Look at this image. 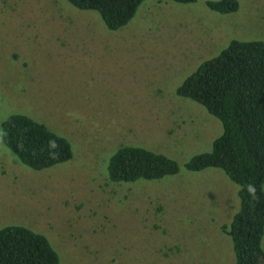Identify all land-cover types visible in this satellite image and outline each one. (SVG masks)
Instances as JSON below:
<instances>
[{
    "label": "rangeland",
    "instance_id": "obj_1",
    "mask_svg": "<svg viewBox=\"0 0 264 264\" xmlns=\"http://www.w3.org/2000/svg\"><path fill=\"white\" fill-rule=\"evenodd\" d=\"M217 1L147 0L111 32L66 0H0V229L44 236L59 264H235L220 227L239 210V187L220 170L184 168L222 125L176 94L232 41L264 42V0H236L226 15L207 8ZM11 115L66 139L71 160L22 166L2 141ZM120 147L162 154L180 171L111 182Z\"/></svg>",
    "mask_w": 264,
    "mask_h": 264
},
{
    "label": "trees",
    "instance_id": "obj_2",
    "mask_svg": "<svg viewBox=\"0 0 264 264\" xmlns=\"http://www.w3.org/2000/svg\"><path fill=\"white\" fill-rule=\"evenodd\" d=\"M80 11L96 12L105 28L125 27L147 0H66ZM191 4L196 0H157ZM215 13L234 14L236 0L207 2ZM207 111L222 125L212 150L191 158L184 168L196 173L220 170L236 186L239 210L220 231L233 246L235 264H263L264 250V42L232 41L218 56L202 63L176 91ZM2 141L20 164L40 172L72 157L66 139L24 115H11L1 126ZM178 164L158 153L120 147L109 159L114 183L157 181L177 175ZM0 264H59L48 240L25 228L0 229Z\"/></svg>",
    "mask_w": 264,
    "mask_h": 264
}]
</instances>
